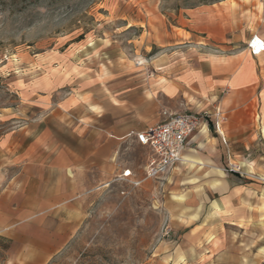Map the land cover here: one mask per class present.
Masks as SVG:
<instances>
[{
  "label": "rangeland",
  "instance_id": "rangeland-1",
  "mask_svg": "<svg viewBox=\"0 0 264 264\" xmlns=\"http://www.w3.org/2000/svg\"><path fill=\"white\" fill-rule=\"evenodd\" d=\"M222 1L0 0V146L13 142L19 147L23 141L30 149L35 147L40 119L45 117L52 126L54 112L68 111L66 100L80 83L78 74L95 87L101 80L110 98L121 90L131 99L168 83L163 73L170 65L164 63L171 57H185L190 70L212 74L210 66L217 55L247 48L253 35L264 38V0L232 1L241 13V24L227 32L212 26L203 32L188 23V10ZM155 72L162 74L156 77ZM169 74L171 79L176 73ZM205 84L190 83L188 93L172 101L161 93L156 98L163 105L172 104L175 112L197 113L202 122L210 120L228 145L223 134L230 139L228 113L221 110L228 89H212L210 95ZM94 86L91 89L99 90ZM260 103L255 98L242 116L253 126L242 133L250 135L251 141L234 142L235 154L227 148L222 170L230 174L234 168L240 174L230 176V188L201 192L198 187L204 180L196 170H185L182 182L171 172L158 180H145L142 163L147 154L144 158V150L135 149L133 157L143 175L84 194V222L50 264H264ZM4 168L7 175L0 174V200L13 186L11 176L17 169ZM239 183L243 187L236 190ZM226 199L241 208L228 215L214 205ZM250 200L253 215L248 219L243 206ZM10 243L0 234V262Z\"/></svg>",
  "mask_w": 264,
  "mask_h": 264
},
{
  "label": "crops",
  "instance_id": "crops-1",
  "mask_svg": "<svg viewBox=\"0 0 264 264\" xmlns=\"http://www.w3.org/2000/svg\"><path fill=\"white\" fill-rule=\"evenodd\" d=\"M232 1L190 9L187 21L203 32L211 26L221 27L224 32L236 29L241 24V13ZM188 64L185 57L169 58L164 65H170V69L163 73L168 83L161 88L143 90L131 99L125 98L121 90L110 98L109 88H103L101 80L95 87L89 78L78 74L80 83L66 100L68 111L54 112L52 126L45 117L40 119V137L35 147L30 149L23 141L19 147L13 142L0 146V158L4 159L0 161V174L6 177L5 166L17 168L11 176L13 186L0 200V234L11 241L0 264H50L60 255L84 222L82 196L113 181L139 179L143 174L133 150H144V158L147 154L143 168L152 151L138 142L136 133L163 122L168 114L181 113L175 112L172 104L163 105L156 97L161 93L172 101L187 94L190 83L197 82L199 86L205 82L210 95L212 89L215 92L228 89L221 110L228 113L230 139L223 132L226 145L210 120L201 122L188 138L183 160L172 168L171 176H181L182 182L185 170H196L204 180L198 187L201 192L220 193L230 188V176L240 177V174L237 171L227 174L222 165L227 148L235 154L234 142L251 141L250 135L243 137L242 133L253 126L244 122L242 116L255 98L261 100L259 106L264 116V52L253 55L247 47L217 55L210 66L212 74L199 68L190 70ZM169 73L176 74L169 79ZM160 74L155 72L154 76ZM93 86L99 90L91 89ZM98 92L100 96L96 95ZM126 170L131 171L128 178L122 175ZM240 187L243 185L239 183L234 188ZM220 202L215 201L214 205L228 215L236 207L241 208L239 204L235 207L230 199ZM244 203L249 219L253 204Z\"/></svg>",
  "mask_w": 264,
  "mask_h": 264
},
{
  "label": "built area",
  "instance_id": "built-area-1",
  "mask_svg": "<svg viewBox=\"0 0 264 264\" xmlns=\"http://www.w3.org/2000/svg\"><path fill=\"white\" fill-rule=\"evenodd\" d=\"M248 48L253 55L263 53L264 38L253 35ZM201 122L197 113L168 114L163 122L136 133L138 142L149 146L152 151L145 166V180L162 178L183 160L188 138L200 127ZM230 171L236 170L231 168ZM122 175L128 178L131 171L126 170ZM169 233L170 230L167 231Z\"/></svg>",
  "mask_w": 264,
  "mask_h": 264
},
{
  "label": "trees",
  "instance_id": "trees-1",
  "mask_svg": "<svg viewBox=\"0 0 264 264\" xmlns=\"http://www.w3.org/2000/svg\"><path fill=\"white\" fill-rule=\"evenodd\" d=\"M11 242V241H10ZM11 244V243H10Z\"/></svg>",
  "mask_w": 264,
  "mask_h": 264
}]
</instances>
